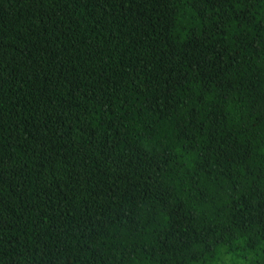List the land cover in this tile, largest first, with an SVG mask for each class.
Returning <instances> with one entry per match:
<instances>
[{
	"label": "trees",
	"instance_id": "trees-1",
	"mask_svg": "<svg viewBox=\"0 0 264 264\" xmlns=\"http://www.w3.org/2000/svg\"><path fill=\"white\" fill-rule=\"evenodd\" d=\"M0 264H264V0H0Z\"/></svg>",
	"mask_w": 264,
	"mask_h": 264
}]
</instances>
